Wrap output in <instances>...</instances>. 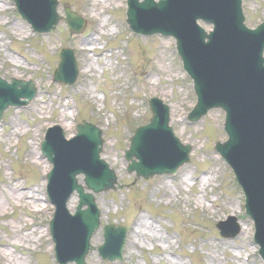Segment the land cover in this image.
Segmentation results:
<instances>
[{
  "label": "rangeland",
  "instance_id": "1",
  "mask_svg": "<svg viewBox=\"0 0 264 264\" xmlns=\"http://www.w3.org/2000/svg\"><path fill=\"white\" fill-rule=\"evenodd\" d=\"M58 1L59 15L70 7L86 19L84 33L72 37L61 22L54 34L37 35L15 19L9 0H0V76L32 80L38 88L30 106L6 110L0 122V264H56L48 222L54 208L45 201L41 176L52 165L38 160L39 144L52 122L61 123L70 138L83 119L102 130V158L119 179L116 191L96 196L101 229H130L123 261L114 264H263L259 256L243 259L255 250L253 223L242 214L244 197L231 182L230 168L214 151V141L227 139L225 115L213 111L187 122L196 96L174 41L134 38L125 23V0ZM243 10L249 28L264 22V0H243ZM65 48L75 50L80 69L72 87L52 81ZM155 97L168 106L175 135L192 146L191 161L175 178L135 181V174H127L125 153L136 128L150 122L148 103ZM77 199L68 205L72 213ZM209 200L217 201L215 208ZM42 206L47 211L36 213ZM227 215H236L242 226L234 239L217 228ZM101 229L92 240L96 246L103 242ZM35 248L42 250L36 260ZM86 262L104 264L96 253Z\"/></svg>",
  "mask_w": 264,
  "mask_h": 264
},
{
  "label": "water",
  "instance_id": "2",
  "mask_svg": "<svg viewBox=\"0 0 264 264\" xmlns=\"http://www.w3.org/2000/svg\"><path fill=\"white\" fill-rule=\"evenodd\" d=\"M129 24L141 35L161 33L178 41V51L186 71L196 81L199 96L192 121L200 120L209 110L222 108L228 114L226 130L231 139L217 150L238 174L248 196V211L257 224V241L264 258V25L255 32L243 23L241 0H129ZM18 7L39 33L53 32L59 23L56 3L51 0H16ZM71 28L76 24L69 17ZM212 23L214 34L207 35L197 21ZM72 54L63 56L57 80L71 84L77 72ZM74 68L71 79L62 77L63 69ZM33 85L0 80V119L11 106H25L35 95ZM24 100V101H22ZM156 114L152 125L136 134L128 159L139 163L132 170L146 179L156 174L175 172L188 161L190 149L172 136L167 111L153 104ZM80 134L66 143L61 133L51 131L43 151L55 166L49 176V195L57 207L52 233L57 244L60 264L84 259L91 250L89 241L96 233L98 213L90 196L76 186V176H87L88 189L96 193L113 189V174L98 161L101 135L89 125L79 127ZM73 191L81 197V205L72 217L65 209ZM87 206L88 210L82 211ZM231 237V236H230ZM125 232L109 230L106 245L100 250L105 259L120 258Z\"/></svg>",
  "mask_w": 264,
  "mask_h": 264
},
{
  "label": "bare ground",
  "instance_id": "3",
  "mask_svg": "<svg viewBox=\"0 0 264 264\" xmlns=\"http://www.w3.org/2000/svg\"><path fill=\"white\" fill-rule=\"evenodd\" d=\"M19 68H20V67H19ZM76 186H78V187L81 188V184H78V183H77ZM235 249H238V248H235Z\"/></svg>",
  "mask_w": 264,
  "mask_h": 264
}]
</instances>
